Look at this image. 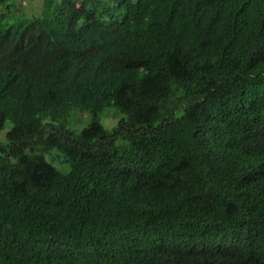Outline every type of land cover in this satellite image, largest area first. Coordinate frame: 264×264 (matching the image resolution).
<instances>
[{"label": "trees", "instance_id": "obj_1", "mask_svg": "<svg viewBox=\"0 0 264 264\" xmlns=\"http://www.w3.org/2000/svg\"><path fill=\"white\" fill-rule=\"evenodd\" d=\"M20 6L0 0V264H264V0Z\"/></svg>", "mask_w": 264, "mask_h": 264}, {"label": "rangeland", "instance_id": "obj_2", "mask_svg": "<svg viewBox=\"0 0 264 264\" xmlns=\"http://www.w3.org/2000/svg\"><path fill=\"white\" fill-rule=\"evenodd\" d=\"M28 2L29 8L25 9L24 6H20L21 10H25L27 14L29 12L31 14H36L40 7L41 0H33L31 2L28 0ZM122 118L123 115L115 109L107 110L104 114L99 115V120L102 127L109 133H111L113 129L120 124ZM91 120L92 117L90 114L73 111L70 119L66 123V127L72 133L77 134L82 128L87 126L91 122ZM9 129L10 124L6 123L4 128L0 130V147L6 145V133L9 131ZM45 160L50 162L61 173H66L68 171V167L64 162L62 154L56 150H53L48 155H46ZM61 162H63V164H61Z\"/></svg>", "mask_w": 264, "mask_h": 264}]
</instances>
